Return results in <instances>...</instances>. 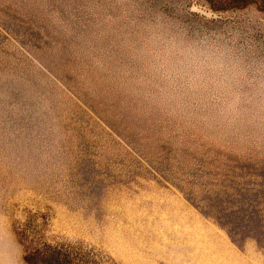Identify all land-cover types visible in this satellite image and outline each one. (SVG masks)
Wrapping results in <instances>:
<instances>
[{"label": "rangeland", "instance_id": "obj_1", "mask_svg": "<svg viewBox=\"0 0 264 264\" xmlns=\"http://www.w3.org/2000/svg\"><path fill=\"white\" fill-rule=\"evenodd\" d=\"M0 264H264V0H0Z\"/></svg>", "mask_w": 264, "mask_h": 264}]
</instances>
